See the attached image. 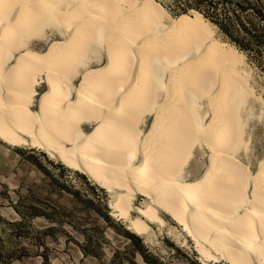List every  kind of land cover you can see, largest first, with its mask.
Returning <instances> with one entry per match:
<instances>
[{
	"label": "bare ground",
	"instance_id": "6f19581e",
	"mask_svg": "<svg viewBox=\"0 0 264 264\" xmlns=\"http://www.w3.org/2000/svg\"><path fill=\"white\" fill-rule=\"evenodd\" d=\"M215 28L158 0H0V140L87 175L137 235L166 214L203 264H264V154L239 158L243 110L264 96ZM47 29L61 36L35 49ZM197 147L207 160L187 178Z\"/></svg>",
	"mask_w": 264,
	"mask_h": 264
},
{
	"label": "rangeland",
	"instance_id": "374dc122",
	"mask_svg": "<svg viewBox=\"0 0 264 264\" xmlns=\"http://www.w3.org/2000/svg\"><path fill=\"white\" fill-rule=\"evenodd\" d=\"M158 1L174 15L168 6L171 0ZM60 36L57 30L47 29L46 37L33 47L42 50L49 39ZM248 64L251 83L264 96V72L255 62L248 60ZM43 88L41 83L38 91ZM243 112L251 113L245 134L249 149H241L239 158L254 168L264 154V105L250 97ZM151 119L152 115L146 117L144 128ZM206 160L207 152L197 147L186 169L187 178L198 177ZM88 198L96 206L83 201ZM113 200V194L87 175L44 150L10 146L0 140V256L6 258L0 257V264H203L192 241L183 242L179 230L170 229L176 225L170 216L162 214L167 221L163 229L152 224L155 235H137L127 228L126 220L112 214L109 204ZM104 202L108 219L96 209ZM134 203L143 206L146 200L137 194ZM21 219L19 226L9 223ZM90 234L93 241L87 240Z\"/></svg>",
	"mask_w": 264,
	"mask_h": 264
},
{
	"label": "trees",
	"instance_id": "16d2710c",
	"mask_svg": "<svg viewBox=\"0 0 264 264\" xmlns=\"http://www.w3.org/2000/svg\"><path fill=\"white\" fill-rule=\"evenodd\" d=\"M169 9L173 14L196 9L216 26L217 33L226 41L242 50L248 60L257 64L264 72V0H171ZM17 149V148H16ZM83 175V174H82ZM83 201L94 204L90 198ZM99 207V206H98ZM96 207L101 216L109 218V209L105 202L103 207ZM32 209V208H31ZM104 209V210H103ZM50 219H54L45 213ZM24 219L9 221L19 226ZM21 236V234H18ZM93 234L87 240L93 241ZM6 259L5 256H0Z\"/></svg>",
	"mask_w": 264,
	"mask_h": 264
}]
</instances>
